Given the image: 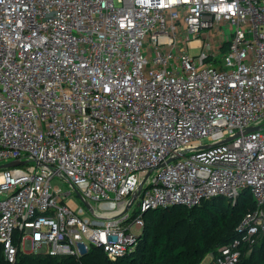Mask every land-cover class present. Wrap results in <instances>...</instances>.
<instances>
[{
	"label": "built area",
	"instance_id": "built-area-1",
	"mask_svg": "<svg viewBox=\"0 0 264 264\" xmlns=\"http://www.w3.org/2000/svg\"><path fill=\"white\" fill-rule=\"evenodd\" d=\"M13 160L1 264L15 238L115 260L148 210L247 189L255 208L204 262L236 264L264 235V0H0V164Z\"/></svg>",
	"mask_w": 264,
	"mask_h": 264
},
{
	"label": "trees",
	"instance_id": "trees-1",
	"mask_svg": "<svg viewBox=\"0 0 264 264\" xmlns=\"http://www.w3.org/2000/svg\"><path fill=\"white\" fill-rule=\"evenodd\" d=\"M227 48L228 43H224L221 54ZM254 208L255 203L247 189L240 192L234 204L217 196L193 207L152 208L144 213V228L134 252L116 260L109 259L100 247L91 248L78 258L27 253L21 250L18 238H15L14 243L18 245L15 264H209L202 262L203 258L236 237L242 217ZM3 261L0 244V264ZM236 264H264V235Z\"/></svg>",
	"mask_w": 264,
	"mask_h": 264
},
{
	"label": "rangeland",
	"instance_id": "rangeland-1",
	"mask_svg": "<svg viewBox=\"0 0 264 264\" xmlns=\"http://www.w3.org/2000/svg\"><path fill=\"white\" fill-rule=\"evenodd\" d=\"M224 40H228V37L226 36V37H224L223 38ZM214 43H215V41H214ZM197 47H192L191 49H190V53L191 54H196L197 52H198V50L196 49ZM220 54H221V52H220ZM51 185H52V187L54 188V187H58L59 188V190H60V192H62V193H65L66 191H68L69 189H70V187H69V184L67 183V182H65L63 179H61L60 177H58V176H54V177H52V179H51ZM70 198H72L75 202H77L79 205H81V202L79 201V198H78V196L75 194V193H71L70 194ZM135 233H137L139 230L138 229H136V228H133L132 229ZM127 231H130V227H128L127 228ZM143 231V230H142ZM141 231V232H142ZM137 240H138V238H137ZM20 247H21V250L22 249H24V250H26V252L28 253H32V251L29 249V247L24 243V242H22L21 243V245H20ZM94 248V247H93ZM136 248V247H135ZM29 249V250H28ZM134 252V251H133ZM116 260V259H115ZM206 261V259L205 258H203V260H202V262H205Z\"/></svg>",
	"mask_w": 264,
	"mask_h": 264
},
{
	"label": "water",
	"instance_id": "water-1",
	"mask_svg": "<svg viewBox=\"0 0 264 264\" xmlns=\"http://www.w3.org/2000/svg\"><path fill=\"white\" fill-rule=\"evenodd\" d=\"M258 126H253V127H247L244 132H248V131H251V130H254V129H257ZM238 134V133H237ZM16 164H20L19 161L17 160H13V161H10V162H6V163H2L0 164V169L1 168H5V167H10V166H13V165H16ZM76 194L81 197L80 193L76 190ZM138 195V192L134 193L131 198L129 199V201L126 203V206L124 208V210L122 211L123 213L127 211V209L131 206L132 202L135 200L136 196ZM82 199V198H81ZM83 203L89 208V204L83 200Z\"/></svg>",
	"mask_w": 264,
	"mask_h": 264
}]
</instances>
